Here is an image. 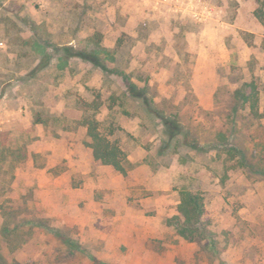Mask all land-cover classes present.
Segmentation results:
<instances>
[{
  "label": "rangeland",
  "instance_id": "1",
  "mask_svg": "<svg viewBox=\"0 0 264 264\" xmlns=\"http://www.w3.org/2000/svg\"><path fill=\"white\" fill-rule=\"evenodd\" d=\"M246 83L264 112V0H0V263L264 264ZM91 120L127 175L94 159ZM186 191L205 199L196 241L169 223Z\"/></svg>",
  "mask_w": 264,
  "mask_h": 264
},
{
  "label": "trees",
  "instance_id": "2",
  "mask_svg": "<svg viewBox=\"0 0 264 264\" xmlns=\"http://www.w3.org/2000/svg\"><path fill=\"white\" fill-rule=\"evenodd\" d=\"M98 47V46H97ZM67 55L78 54L84 60L94 63L104 71H109L107 65L100 57L98 50L94 49L91 52L79 51L66 48ZM45 58H48L47 56ZM43 59L38 68L47 66V61ZM131 97L142 100L143 103H151L152 101L144 94L145 91L139 89L135 84H131L129 89ZM235 99L238 104L243 107L247 106L250 115L255 119H263L264 112L260 111V94L258 87L255 83L243 84L234 93ZM39 122V121H38ZM37 123V122H36ZM87 134L90 138L89 146L92 149L93 157L95 160L100 161L103 165L112 166L123 175H127L126 158L124 151L119 143L112 141L109 135L100 128L101 123L96 120L88 121ZM176 124V121L173 122ZM178 129V126L175 125ZM176 136L175 132L170 133L169 137ZM206 212V205L204 197L199 193L186 191L182 193L181 201L178 205V215L170 219L169 223L175 227L177 234L188 240L196 241L207 236V229L204 225V215ZM29 224L28 221H24ZM20 227V226H19ZM5 233H10L9 227L4 228ZM63 243L71 248L68 238L60 236ZM3 264V263H0Z\"/></svg>",
  "mask_w": 264,
  "mask_h": 264
}]
</instances>
